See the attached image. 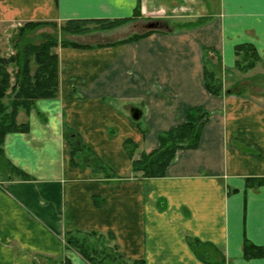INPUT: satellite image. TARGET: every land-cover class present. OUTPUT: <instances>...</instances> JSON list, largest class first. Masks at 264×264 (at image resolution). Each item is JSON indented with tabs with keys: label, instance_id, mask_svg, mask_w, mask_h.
Returning <instances> with one entry per match:
<instances>
[{
	"label": "crops",
	"instance_id": "1",
	"mask_svg": "<svg viewBox=\"0 0 264 264\" xmlns=\"http://www.w3.org/2000/svg\"><path fill=\"white\" fill-rule=\"evenodd\" d=\"M76 19L129 20L62 36L82 47L56 49L58 96L18 113L27 132L5 135L4 158L28 178L0 175V264H87L64 244L71 231L109 232L123 259L144 264H211L188 239L213 247L221 264H264L241 253L245 240L264 248V186L245 185L264 178V99L253 94L264 82L247 84L264 75V0H0L5 43L25 23ZM157 23L166 28L149 26ZM244 44L259 62L239 73L234 48ZM204 48L220 61L217 97L204 89ZM195 106L209 115L197 147L178 150L161 178H131L123 143L154 150ZM66 130L115 178L71 165Z\"/></svg>",
	"mask_w": 264,
	"mask_h": 264
},
{
	"label": "trees",
	"instance_id": "2",
	"mask_svg": "<svg viewBox=\"0 0 264 264\" xmlns=\"http://www.w3.org/2000/svg\"><path fill=\"white\" fill-rule=\"evenodd\" d=\"M136 9L133 18L138 14ZM131 19V18H130ZM129 19L97 20L76 19L64 21L59 26L56 23H25L16 29L12 46L15 49L10 55L0 53V175L6 179L28 177L19 169L12 166L4 158L2 144L8 133H25L26 123H18L17 115L21 111L25 115L32 109L36 100L54 99L58 96V56L59 47L80 48L75 43L66 41L62 36L80 35L97 30L116 28ZM182 28L191 27L192 23H182ZM42 26H49L55 30L53 34H44L40 42L33 44L19 43L31 31ZM153 29L166 28L161 23L155 24ZM151 30H147L150 32ZM147 33L131 35L118 42L135 41ZM117 44V43H116ZM202 56V78L205 91L217 97L222 90L220 78V61L210 48H204ZM212 55L208 57L209 55ZM208 55V56H207ZM234 69L245 73L259 62L255 49L248 44L234 48ZM208 112L201 106L186 110L183 121L157 137V147L144 153L138 151L131 141L123 143V149L130 160V176L133 179H152L164 176L167 167L174 160L178 150L195 149L198 145L200 132L208 120ZM70 130L64 131V139L70 146V163L73 166H89L93 174L104 180L114 179V174L95 155L83 146L76 135ZM246 187L258 188L264 186V178L245 179ZM65 246L77 254L87 264H144L142 260L127 261L118 253L113 244L111 233L71 231L64 235ZM187 245L201 260L211 264H221L219 254L206 243L196 239H188ZM244 259L264 258V248L243 242L241 247ZM213 258V259H212ZM62 264H70L63 259Z\"/></svg>",
	"mask_w": 264,
	"mask_h": 264
},
{
	"label": "rangeland",
	"instance_id": "3",
	"mask_svg": "<svg viewBox=\"0 0 264 264\" xmlns=\"http://www.w3.org/2000/svg\"><path fill=\"white\" fill-rule=\"evenodd\" d=\"M159 24H161V23H159ZM9 35H10L9 38L12 39L11 40V44L8 43V42L5 43L4 37H0V39H1L0 40L1 41V44H0V53H1L2 56H6V54L8 55L11 52L12 53L15 52V49L12 46V44H13L12 41L14 40V37L16 35V30L14 32L10 33ZM0 36H2V34H0ZM40 40H41V35L38 34V32H34L32 34H26L19 43L24 44L25 42H28V43L36 44L37 42H40ZM261 67H262V65H261ZM251 80H253V81H251ZM254 81L264 82V75L263 76L259 75L257 77L256 76L253 77L252 79H248L247 84H252V82H254ZM262 87L263 88L259 87V90H257L258 92L253 91V94H254V96L255 95L261 96V98L264 99V90H263V92H261L262 89H264V86H262ZM44 263L45 262H43V261L42 262L41 261L39 262V264H44Z\"/></svg>",
	"mask_w": 264,
	"mask_h": 264
},
{
	"label": "water",
	"instance_id": "4",
	"mask_svg": "<svg viewBox=\"0 0 264 264\" xmlns=\"http://www.w3.org/2000/svg\"><path fill=\"white\" fill-rule=\"evenodd\" d=\"M155 24H150L149 26L150 27H153ZM140 115V112L139 110L135 109V108H132L130 109V117L133 119V120H137L138 117Z\"/></svg>",
	"mask_w": 264,
	"mask_h": 264
}]
</instances>
